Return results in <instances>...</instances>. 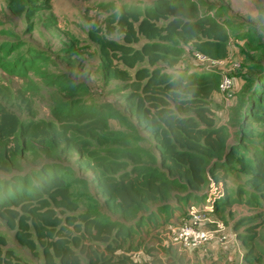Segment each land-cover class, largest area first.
Listing matches in <instances>:
<instances>
[{"label":"trees","instance_id":"16d2710c","mask_svg":"<svg viewBox=\"0 0 264 264\" xmlns=\"http://www.w3.org/2000/svg\"><path fill=\"white\" fill-rule=\"evenodd\" d=\"M7 2L16 16L48 4V0ZM221 12L211 7L202 12L193 0H155L143 7L121 6L106 19L103 33L100 29L89 32L99 45L104 76L122 82L119 91L124 92L123 109L130 130L147 134L141 137L147 141V148L131 145V135L106 136L108 125L96 110L55 109L53 121L22 122L2 103L8 89L0 84V140L5 142L0 145V169L8 170L7 152L12 150L13 155L26 138L37 139L44 146L48 140L50 144L63 143L74 148L78 160L91 171L103 197L96 204L103 203L105 210L122 214L145 209L157 201L203 199L210 175L224 186L223 197L214 202L213 215L221 219L234 203L254 210L234 223L235 230L245 226L240 236L248 247L244 259L250 261L256 239L251 231L260 226L264 211V53L246 67L243 75L246 100L236 125L240 141L232 144L228 127L217 123L211 108L221 73L205 70L174 75L157 65L177 64L181 44H189L194 53L211 60L226 59L230 38L226 25L230 23ZM112 33L121 39L108 38ZM252 124L261 127L255 131ZM254 132L263 145L247 150L244 144L248 137L255 136ZM72 134L81 135V139ZM93 144L105 147L90 148ZM49 168L44 166L21 180L3 184L0 190V218L14 231L19 245L41 257L42 264H80L82 259L86 264H162L153 247L145 250L150 257L147 262L116 254L133 234L130 227L103 218L100 209H80L65 179ZM230 171L245 175L247 197L237 188L231 199L226 189ZM161 208L148 213L153 222L161 213L172 212L168 206ZM167 251L166 264H188L182 254L174 255L171 247ZM24 263L0 234V264Z\"/></svg>","mask_w":264,"mask_h":264},{"label":"rangeland","instance_id":"374dc122","mask_svg":"<svg viewBox=\"0 0 264 264\" xmlns=\"http://www.w3.org/2000/svg\"><path fill=\"white\" fill-rule=\"evenodd\" d=\"M153 1L155 0H48L49 8L48 4L42 3L37 9L29 10L30 13L16 16L10 12L7 0H0V84L8 89L7 98H2V103L22 122L53 121L52 112L55 109L64 112L96 110L108 125L106 136L113 133L131 135V145L147 148V141L141 139L147 134L140 131L136 134L130 130L129 117L123 109L124 92L119 91L122 82L104 76L99 45L90 38L89 32L100 29L103 33L106 19L121 6L143 7ZM193 1L202 12L208 7L221 9L222 17L230 23L226 25L230 35L227 43L228 56L224 60H202L195 56L189 44H181L182 50L178 55L177 64L168 66L161 62L157 65L174 75L210 70L221 73L222 78H229V90L216 91L215 99L211 100V108L216 113L217 123L228 127L231 135L229 143H237L240 138L236 125L241 119L246 100L243 99L245 94L242 93L245 83L243 75L246 73V67L264 53V44H261V41L264 42V0ZM107 37L121 39L115 33ZM251 127L257 131L261 126L252 124ZM254 133L255 136L248 137L244 144L247 150L263 145L262 138L257 132ZM71 136L80 138L81 135ZM132 136L137 140L132 139ZM3 144L5 142L0 140V145ZM45 144L44 146L37 139L26 138L13 155L12 150L7 152L8 170L0 169V190L3 184L14 182L17 178L21 180L22 177L33 174L35 170L48 166L49 169H55L68 183L72 197L81 204L80 209H100L104 212L101 214L103 218H111L123 227H130L133 234L126 239L124 248L115 251L116 254H125L132 261L147 262L150 257H147L143 250L153 247V252L161 257L162 264H166L165 255L171 247L183 254L189 264H235V261H223L226 257L218 250L215 255V249L207 244L201 247L172 245V234L186 217L188 206L194 202L197 205L202 198H192L187 202L169 200L164 202L165 204L157 201L148 204L145 209L129 214L105 210L103 203L96 204L97 201L102 202L103 197L91 171L78 160L77 151L72 147H64L63 143L50 144L48 140ZM93 147L99 150L105 146L93 144L90 148ZM55 153H58L57 157L54 156ZM226 183L231 199L235 197L237 188L248 196L249 188L244 174L230 171ZM166 206L170 207L172 212L161 213L160 217L157 216V222L148 217V213L154 214L157 209H165ZM229 209L224 212V218L219 219L224 230L218 231L216 225L209 226L212 241L221 239L217 243L224 246L230 241V236L225 234V222L237 217L236 222L240 217L251 213V210L241 203H234ZM260 220L259 228L251 231L256 233L257 238L253 241V246L260 258L253 264H264V211ZM238 229L239 235L245 233V226ZM0 234L6 238L7 247L13 248L24 264H42L41 257L33 256L26 247L16 242L14 231L9 229L1 218ZM126 247H129L130 251ZM237 259H240L239 254ZM237 264H242V261Z\"/></svg>","mask_w":264,"mask_h":264},{"label":"built area","instance_id":"2783aa9c","mask_svg":"<svg viewBox=\"0 0 264 264\" xmlns=\"http://www.w3.org/2000/svg\"><path fill=\"white\" fill-rule=\"evenodd\" d=\"M199 59L211 60L197 52L194 53ZM231 81L224 77L221 79L218 90L227 92L230 88ZM224 195V186L221 181H215L210 175H207V187L203 199L197 205L191 203L188 206L187 215L181 222V225L172 234V245L182 247H201L212 241L209 225L214 223L218 231L223 230V225L219 222H212L209 218L213 211L214 202ZM206 198V199H205ZM205 199V202L203 200ZM219 242L221 239H217Z\"/></svg>","mask_w":264,"mask_h":264},{"label":"crops","instance_id":"0c3cea01","mask_svg":"<svg viewBox=\"0 0 264 264\" xmlns=\"http://www.w3.org/2000/svg\"><path fill=\"white\" fill-rule=\"evenodd\" d=\"M217 92H214L213 94H212V97H211V99L213 100V99H215L214 97H215V94H216ZM235 204H237V203H235ZM233 205V204H232ZM231 205V206H232ZM230 206V207H231ZM250 209V208H249ZM230 209L229 208H227V212L229 211ZM251 210V213H253L254 212V210H252V208L250 209ZM210 218H211V221L212 222H219V221H221V220H219V218L218 217H216L215 215H213L212 213H211V215H210ZM237 218V217H236ZM236 218H233L231 221L230 220H228L227 222H225V231H226V233L225 234H227V235H229L230 236V241L224 246V245H222V244H220V243H217V242H219V241H217V242H215V241H211V242H209L207 245H209V246H211V248L212 249H215V251H214V254L215 255H217V250L219 251V253L221 254V255H224L225 257H226V259H223V261H226V260H228V261H235V264H237L239 261H242V264H253L254 263V261L255 260H257V259H260L257 255H256V250H255V252L253 253V257H250V261H246V259H244V257H245V253H246V251H247V246H245L244 244H243V242H242V238H241V236L238 234L239 233V229H234V222H235V219ZM223 222V221H222ZM223 222V223H224ZM263 222V221H262ZM213 225H215L214 223H211L209 226L211 227V226H213ZM259 228V227H258ZM258 228H256V229H258ZM224 230V229H223ZM232 234H234V235H232ZM257 238V237H256ZM137 250H141V249H137ZM164 250V249H163ZM130 251V250H129ZM144 252H145V250H143ZM174 251V255L176 254V255H180L181 253H179L176 249H173L172 248V252ZM147 257H148V255L146 254V252L144 253ZM238 254L240 255V259L238 260L237 259V256H238ZM183 255V254H182ZM243 255V256H242ZM184 257V256H183ZM237 259V260H236ZM143 260H145L144 258H143ZM184 260L186 261V262H188V259L185 257L184 258ZM145 262V261H144ZM80 264H86L85 263V261H81L80 262ZM189 264V263H188ZM213 264V263H212ZM216 264V263H215Z\"/></svg>","mask_w":264,"mask_h":264}]
</instances>
